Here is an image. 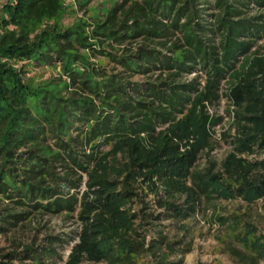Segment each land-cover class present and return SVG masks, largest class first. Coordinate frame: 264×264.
I'll return each instance as SVG.
<instances>
[{"label": "trees", "instance_id": "obj_1", "mask_svg": "<svg viewBox=\"0 0 264 264\" xmlns=\"http://www.w3.org/2000/svg\"><path fill=\"white\" fill-rule=\"evenodd\" d=\"M248 1L214 0L213 24L203 22L208 0H114L90 23L65 20L82 0L70 7L66 0L0 2V198L14 208L74 215L77 239L63 264H139L146 251L161 264H180L158 254L162 235L145 246L136 223L145 213L133 209L137 189L160 197L158 206L178 221L203 196L247 203L264 196V157H257L264 154V53L244 56L237 67L231 62L249 48L236 36L251 22L233 19ZM196 65L204 75L183 79ZM39 66L55 74L43 78ZM154 70L143 83L130 80ZM227 77L234 146L219 171L199 170L206 116L194 111L216 98ZM217 220H229L226 235L244 247H226L237 264H260L264 235L247 227L238 239L236 214ZM50 250L25 247L31 264H53Z\"/></svg>", "mask_w": 264, "mask_h": 264}, {"label": "rangeland", "instance_id": "obj_2", "mask_svg": "<svg viewBox=\"0 0 264 264\" xmlns=\"http://www.w3.org/2000/svg\"><path fill=\"white\" fill-rule=\"evenodd\" d=\"M3 0H0L2 2ZM83 5L79 6L76 0H66L67 4L75 3L67 11L65 20L83 19L85 22H92L93 18L104 17V12L111 6L114 0H82ZM203 18L206 24H213L218 12L214 7V0H208V4H203ZM241 14L233 17L235 20L244 19L251 22L249 31L238 33L237 41H245L249 48L243 52H237L235 59L231 60L237 67L240 65L244 56L251 55L253 52L264 53V4L256 3L254 0L248 1L245 5H239ZM212 26V25H211ZM210 27V26H208ZM211 28V27H210ZM214 28V27H213ZM222 31H216L213 36V45L219 47ZM157 48L166 52V49L157 45ZM168 53V52H167ZM95 62L97 57H91ZM108 70L114 67V63L105 65ZM37 75L43 78L54 72L48 71V68L39 66L35 68ZM119 71V69H118ZM154 72V73H152ZM147 74H134L130 77L131 82L143 83L148 80L150 75L157 74L154 70ZM195 74L203 76V71L196 65L194 72L186 74L183 79L190 80ZM228 76V74H226ZM201 79V77H200ZM228 77L221 80L215 89L216 98L211 102L204 101V108L200 104L196 105L194 113L198 114L203 110L206 116L205 129L206 136L201 133L199 139L204 142V147L197 155L195 167L199 170H205L209 166L214 171L221 169V163L226 155L232 151L234 146L232 140L235 134V125L233 122L234 106L228 98L229 84ZM201 84V82H200ZM199 86V85H198ZM192 140V139H191ZM264 157V154L257 156ZM249 158H255L250 156ZM84 179V175H83ZM139 195L133 199V209L143 210L145 217L137 219L136 223L142 225L139 229L145 238V246L151 240H156L162 235V243L159 245V255H164L169 263L180 264H237L226 249L232 243L235 248H244L239 241L227 234V223L223 224L217 220L218 216L229 217L237 215L238 223L235 225L234 234L238 239L244 237L247 227L253 228L254 233L264 235V196L255 202L247 203L240 198L223 199L214 195L203 196L195 211L187 219L178 221L173 218H167L165 209L159 207L157 199L160 198L146 190L137 189ZM161 197L164 193L160 192ZM182 203L183 197L177 200ZM147 203V207L144 204ZM12 202L0 198V216H6L8 213H17L22 210L28 211V214L19 221L7 219L0 220V261H11L13 264H31V258L26 255L25 247L31 246L38 252H43L44 248L50 247V260L53 264H63L68 258L70 248L77 239L79 223L74 215L64 213H50L44 210H37L30 207H16ZM162 214V215H160ZM15 222L16 224H12ZM232 224L229 225V227ZM229 234V233H228ZM251 236V234H249ZM232 240L233 242H230ZM229 244V245H228ZM14 253L13 257H6L7 254ZM160 257V256H158ZM139 264H161L159 258L153 257V254L146 251L138 260ZM80 264H108L106 261L88 262L83 260ZM264 264V258L260 260Z\"/></svg>", "mask_w": 264, "mask_h": 264}]
</instances>
